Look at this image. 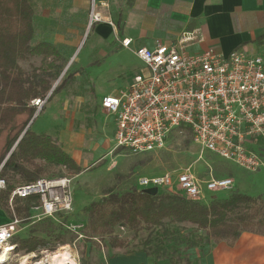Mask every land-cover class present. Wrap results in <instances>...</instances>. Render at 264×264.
Returning a JSON list of instances; mask_svg holds the SVG:
<instances>
[{
    "label": "rangeland",
    "instance_id": "obj_1",
    "mask_svg": "<svg viewBox=\"0 0 264 264\" xmlns=\"http://www.w3.org/2000/svg\"><path fill=\"white\" fill-rule=\"evenodd\" d=\"M31 2L34 10L31 44L45 42L56 49L59 57L31 56L18 61L19 67L29 80L48 79L49 74L48 81L52 86L48 95L70 76L62 91L56 93L49 103L45 104L44 100L39 103L38 110L42 106L45 109L37 112L31 130L44 131L36 133L49 135L67 153L62 141V136H65L64 139L75 146L80 166L79 171H73L65 166H49L37 161L44 167L40 178L66 177L71 180L73 211L64 219L62 216L34 219L36 221L30 223L28 228L23 226L13 240L17 245L14 254L4 264H50L49 257L65 246L73 253L77 264H108L110 251L143 250L147 238L153 239L161 233L156 228L141 224L138 229L130 230L117 225L112 234H97L92 230L86 211L89 204L108 193L121 194L135 190L137 180L142 176L190 168L201 181H205L209 175L232 176L235 179L233 191L259 196L254 191V173H248L210 152L202 153L186 131L172 134L162 150L134 155L116 149L112 119L100 110L98 100L104 95L120 97L135 76L142 74V62L131 49H119L122 47L120 38L115 40L112 37L109 41L93 45L89 15L92 0ZM116 42L119 45H114ZM44 71H48V74L45 75ZM158 193L171 194L165 189L158 190ZM205 195L207 198L213 195L224 198L229 194L226 191H206ZM260 196H264V193ZM204 200L200 198L194 201ZM24 212L21 211L19 218L23 223H29L32 221L28 219L31 214ZM166 227L175 232H167V238L162 240L172 262L168 259L155 260L151 256L154 264H194L209 246L225 242H215L204 231L190 224L166 222ZM31 236L43 238L45 245L32 252L22 249L20 238ZM112 237L122 240L124 245L112 247L109 244ZM190 242H194L195 246L190 248Z\"/></svg>",
    "mask_w": 264,
    "mask_h": 264
},
{
    "label": "built area",
    "instance_id": "obj_2",
    "mask_svg": "<svg viewBox=\"0 0 264 264\" xmlns=\"http://www.w3.org/2000/svg\"><path fill=\"white\" fill-rule=\"evenodd\" d=\"M101 20L92 9L90 24ZM129 48L131 39L121 40ZM143 63L142 74L135 76L120 97L105 96L101 107L113 116L116 149L130 154L162 150L176 132L186 131L202 153L210 152L237 167L256 173L264 167L261 154L252 148L264 140V60L238 49L229 55L214 50L188 53L182 45L157 43L152 49L134 51ZM40 99L32 104L39 106ZM71 180L66 177L39 178L15 186L9 193L8 206L14 199H32L28 219H64L73 211ZM136 188L165 189L187 199H200L208 191L234 189L230 176L209 175L201 181L190 168L170 173L142 176ZM7 181L0 175V196ZM28 223V222H26ZM23 220L13 214L0 224V254L7 263L13 256V242ZM74 229V227L72 226ZM70 229V228H69Z\"/></svg>",
    "mask_w": 264,
    "mask_h": 264
},
{
    "label": "trees",
    "instance_id": "obj_3",
    "mask_svg": "<svg viewBox=\"0 0 264 264\" xmlns=\"http://www.w3.org/2000/svg\"><path fill=\"white\" fill-rule=\"evenodd\" d=\"M33 13L31 0H0V175L7 181V190L0 196L3 207L8 205L9 193L15 186L40 178L44 167L37 161L79 171L74 159L49 135L31 130L38 110L31 101L38 98L49 103L70 78L68 76L48 95L52 86L48 71H44L48 79L29 80L19 67L18 61L31 56L59 57L56 49L45 42L31 44ZM44 109L42 106L39 112ZM227 193L224 198L199 202L178 194H150L136 188L121 194L108 193L89 204L86 211L92 230L97 234H112L117 225L130 230L138 229L141 224L156 228L161 233L153 239L147 238L141 251L154 256L155 260L172 262L162 244L167 238L165 234L171 232L166 222L193 225L215 242L225 241L230 246L244 231L264 235V196L254 197L233 190ZM19 201H13L17 215L21 211L29 213L32 199L22 200L21 205ZM20 239L21 248L27 252L45 245L43 238L35 236ZM109 244L112 247L124 245L116 237H112ZM188 246L192 248L195 243L190 242Z\"/></svg>",
    "mask_w": 264,
    "mask_h": 264
},
{
    "label": "crops",
    "instance_id": "obj_4",
    "mask_svg": "<svg viewBox=\"0 0 264 264\" xmlns=\"http://www.w3.org/2000/svg\"><path fill=\"white\" fill-rule=\"evenodd\" d=\"M92 6L101 17L92 25L93 45L112 37L120 38L119 42L128 38L133 53L138 47L152 49L162 43L182 45L188 53L212 49L224 56L242 49L264 60V0H92ZM103 97L105 95L98 100V107L105 111L100 104ZM109 116L114 141L115 124L113 116ZM64 137L65 150L80 166L75 146ZM252 148L264 159V140L253 143ZM253 177L256 195L264 193V167ZM232 179L235 189V179ZM206 191L203 188L202 200L216 198L215 195L207 198ZM13 214L18 216L14 209L0 203V224L7 223ZM29 225L23 223L22 227ZM109 254L108 264H154L153 258L141 250L133 253L110 251ZM194 264H264V235L244 231L231 246L226 242L209 246Z\"/></svg>",
    "mask_w": 264,
    "mask_h": 264
},
{
    "label": "bare ground",
    "instance_id": "obj_5",
    "mask_svg": "<svg viewBox=\"0 0 264 264\" xmlns=\"http://www.w3.org/2000/svg\"><path fill=\"white\" fill-rule=\"evenodd\" d=\"M3 260L4 257L0 254V261ZM48 262H50V264H77L75 259L73 258V253L67 246L61 247L56 252H54L49 257Z\"/></svg>",
    "mask_w": 264,
    "mask_h": 264
},
{
    "label": "water",
    "instance_id": "obj_6",
    "mask_svg": "<svg viewBox=\"0 0 264 264\" xmlns=\"http://www.w3.org/2000/svg\"><path fill=\"white\" fill-rule=\"evenodd\" d=\"M39 110H37V112H38ZM37 112L35 113V115L33 116V119L37 116ZM32 122V121H31ZM31 122H30V124H31ZM29 124V125H30ZM144 191H147L148 193H150V194H156L157 192H158V190H157V188H150V189H146V190H144Z\"/></svg>",
    "mask_w": 264,
    "mask_h": 264
}]
</instances>
